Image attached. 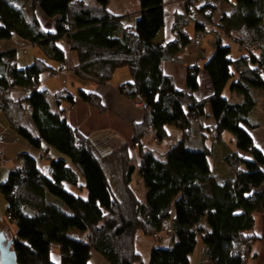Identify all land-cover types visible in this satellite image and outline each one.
Returning a JSON list of instances; mask_svg holds the SVG:
<instances>
[{
    "label": "trees",
    "instance_id": "obj_1",
    "mask_svg": "<svg viewBox=\"0 0 264 264\" xmlns=\"http://www.w3.org/2000/svg\"><path fill=\"white\" fill-rule=\"evenodd\" d=\"M193 1L195 16L181 15L183 22L178 17L176 41L162 45L154 42L167 17L163 0H138L140 13L129 28L126 19L109 13L108 0H0V42L16 37L43 56L17 69L14 53L0 55L5 89L0 111L7 112L16 134L49 162L43 172L36 159L23 155L20 167L0 186L6 220L16 227L12 236H3L12 240L17 264H55V249L57 264H89L95 254L106 264H190L198 242L203 261L246 263L258 240L250 235L255 218L264 215V155L249 134L264 127V114L263 123H256L255 94H264V0ZM216 3L234 7L214 26ZM36 10L54 20L53 32L41 28ZM190 21L197 37L210 29L219 35L203 67L212 94L200 101L193 96L200 67L187 66L185 91L163 73L164 63L183 65L184 51L199 40L181 28ZM62 41L77 54L73 74L83 84L105 86L116 71H128L131 80L120 86V93L146 106L143 122L133 126L137 164L129 158L127 144H107L101 151L68 124L67 112L76 100L102 112L95 94L79 89L75 95L65 91L51 96L41 87L42 75L69 70ZM227 88L237 100L224 97ZM12 90H21L26 98L13 104ZM168 128L179 131L180 140L174 141ZM224 134L235 146L224 159L233 179L219 183L212 175V148L205 143L220 142ZM146 137L157 146L174 142L157 158L143 147ZM50 150L63 158L52 159ZM135 174L142 181V198L133 189ZM140 236L153 243L147 263L136 251Z\"/></svg>",
    "mask_w": 264,
    "mask_h": 264
},
{
    "label": "crops",
    "instance_id": "obj_2",
    "mask_svg": "<svg viewBox=\"0 0 264 264\" xmlns=\"http://www.w3.org/2000/svg\"><path fill=\"white\" fill-rule=\"evenodd\" d=\"M77 1H81L85 4H92L95 0ZM173 2L174 0H163L164 10L167 17L163 29L159 32L157 38L155 39L154 43L156 44L165 45L173 43L177 39V35L173 30L174 25L178 17L181 22H183L184 19H181V15H183L182 10L178 6H175ZM233 7L234 5L231 4L230 9ZM107 9L111 15L117 18L126 19L124 26L128 28L133 26L140 13L138 0H108ZM35 16L41 28L45 32L54 31V20L47 19L40 10H36ZM187 24V26H181V28L188 32V28L191 25V32L195 34L192 22L190 21ZM213 34L214 33L211 35ZM195 38L201 40V45L195 46L193 43L192 46L195 49L189 46L184 51V64L177 65L174 63H164L163 73L173 80L177 90L185 91L187 66L200 67L197 78L198 90L193 94L194 98L200 101L212 94L211 82L205 71H203V67L214 52V39L210 37L209 41L204 46L203 36H195ZM59 46L67 55L69 70L55 77H51L47 74L42 75L40 77L41 87L47 91L56 90L55 95L65 91L75 95L79 89L95 94V96L99 98L103 107L102 112L88 104L76 100L75 105L67 112L68 124L85 137L92 139L101 151L108 148L106 147L107 144H127L129 158L133 161V163L137 164L138 150L131 145V139L133 136V126L139 125L143 122L144 112L135 108L130 100L123 96L119 91L121 85L128 83L131 80L128 71L126 69L116 71L111 82L105 86L83 84L79 82L73 74V69L78 63L77 54L71 52L69 45L64 41L60 42ZM11 53H14L13 63L17 69H24L32 65L35 59H43L40 50L36 46H31L16 37H13L8 41L0 42V55H9ZM51 81L52 84L49 85ZM225 92L226 94H224V96L226 98L230 97V100H237L236 96L231 94L229 90H226ZM25 98L26 94L21 90H12L9 93V100L13 104L19 103ZM261 102L262 104H259L261 108V113L259 112L260 119L256 117V123L259 120V123L263 121L264 96L262 97ZM53 110L57 111L55 106ZM24 121L26 123L25 125H31L28 117L25 118ZM167 131L174 141L180 140L181 133L179 131L173 128H168ZM249 134L253 139L255 148L264 155V127L259 125V128L249 131ZM225 136H228L226 140L224 139ZM173 140L166 141L162 145L157 146L151 142L150 137H146L142 140V143L146 150L153 152L155 155L158 154L161 156L169 150L170 145L174 142ZM205 145L212 148L210 163L213 177L219 183H224L233 179L232 172L224 164L225 157L235 151L232 137L229 134H224L220 142L207 140ZM23 155H30L33 157L36 155L40 156L41 154L39 151L30 148L28 144L10 127L7 112L0 111V156L4 160L3 163L0 164V186L8 180L12 171L20 167V161ZM261 169L264 172V165ZM6 212L7 203L0 193V236H2L3 233H7L8 236H12L14 234V232H12L6 225ZM250 235L257 237L258 240L253 244L250 256L247 258L245 264H264V215L257 216L255 218V226L250 232ZM152 246V241L141 236L139 237L136 245V251L140 254L144 263H147L149 259V253ZM239 250H242L241 246H239ZM202 255L203 247L202 244L198 242L196 250L190 258V263L212 264L210 262L203 261ZM56 260L57 261H54L55 264L58 263V256L56 257ZM89 264L106 263L100 256L95 254L91 256Z\"/></svg>",
    "mask_w": 264,
    "mask_h": 264
},
{
    "label": "rangeland",
    "instance_id": "obj_3",
    "mask_svg": "<svg viewBox=\"0 0 264 264\" xmlns=\"http://www.w3.org/2000/svg\"><path fill=\"white\" fill-rule=\"evenodd\" d=\"M214 6H215V8L217 9V12L215 13V16H213V19H212V24L214 25V26H216L217 25V22H218V20H219V18H220V16H221V14L222 13H224V12H228L229 10H230V6H226V5H223L222 3H216V4H214ZM202 23V22H201ZM203 24V23H202ZM190 27H191V25L189 26V31H188V33H189V35L191 36V37H194L195 36V34H193L192 32H191V29H190ZM210 33L212 34V33H214L215 34V32H214V30L213 29H210ZM210 34V36H209V32H208V36L207 35H204L203 37V44H204V46L206 45V43L209 41V39H210V37L211 38H213L214 39V43H215V40L219 37V35H211ZM199 41H200V44L199 45H201V40L199 39ZM222 42L223 43H228L229 44V40L228 39H226V37H222ZM195 44V43H194ZM199 45H196L195 44V46H199ZM190 47H192L193 49H195L192 45L190 46ZM199 49V48H198ZM208 76V75H207ZM54 80V79H53ZM52 84V81L49 83V85H51ZM49 89H51V88H49ZM227 91L229 90L228 88L226 89ZM56 90H48V92L50 93V95L51 96H54L55 95V92ZM224 94H226V92L224 93ZM255 94H256V97L258 98V100H259V104H262V102H261V99H262V97L264 96V94H263V92H261V91H259V90H256L255 91ZM225 97V96H224ZM226 98V97H225ZM228 100H230V97H228L227 98ZM51 102V101H50ZM53 103L51 102V105H52ZM53 108H54V106H53ZM136 108V107H135ZM259 112L261 113V108H260V105H258V108H257V113H256V117L258 118V119H260L259 118ZM261 123H263V121H261ZM228 136H225V140H226V138H227ZM49 156L52 158V159H56V158H63V156L62 155H60L59 153H57L56 151H54V150H50L49 151ZM156 157L157 158H160V155H158V154H156ZM33 158L34 159H36V161H37V167H38V169L40 170V171H43V172H46L47 170H48V166H49V162L47 161V160H43L39 155H36V156H33ZM133 189H134V191L137 193V195H138V197L139 198H142L143 196V186H142V181H141V179H140V177L138 176V174H135L134 175V177H133ZM71 193H73V194H75V195H77V193L75 192V191H73V190H69ZM142 193V194H141ZM82 197H84V195H82ZM6 225L11 229V231L12 232H14L15 233V231H16V228H15V225H13L12 223H10V222H6ZM71 234L73 235V236H77L78 234L76 233V231H72L71 232ZM7 240V239H6ZM58 256V251H57V249H55L53 252H52V254H51V257H52V261L54 262V261H57L56 260V257ZM191 264V263H190Z\"/></svg>",
    "mask_w": 264,
    "mask_h": 264
},
{
    "label": "built area",
    "instance_id": "obj_4",
    "mask_svg": "<svg viewBox=\"0 0 264 264\" xmlns=\"http://www.w3.org/2000/svg\"><path fill=\"white\" fill-rule=\"evenodd\" d=\"M197 1L202 2L203 0H197ZM204 1H206V0H204ZM193 3H194L193 0H175L173 4L176 5V6H178L182 10L183 17L185 19H187L190 16L191 17L195 16L194 9L191 7V5H193ZM194 43L196 45H199L200 44V41L199 40H195ZM2 61L3 62H6V59L3 58ZM125 92H128V90L125 89ZM4 93H5V89H4V87L2 85H0V110L2 108V96L4 95ZM132 104H133L134 107H136L137 109H139L141 111H144L146 109L145 104H143L141 102L135 101ZM30 113H31V111L28 110L27 111V114L29 116H30ZM3 161H4L3 158L0 156V164H2ZM48 173H50V171H48ZM7 219H10L9 216L7 217Z\"/></svg>",
    "mask_w": 264,
    "mask_h": 264
},
{
    "label": "water",
    "instance_id": "obj_5",
    "mask_svg": "<svg viewBox=\"0 0 264 264\" xmlns=\"http://www.w3.org/2000/svg\"><path fill=\"white\" fill-rule=\"evenodd\" d=\"M12 240L0 236V264H17L14 252L10 250Z\"/></svg>",
    "mask_w": 264,
    "mask_h": 264
}]
</instances>
